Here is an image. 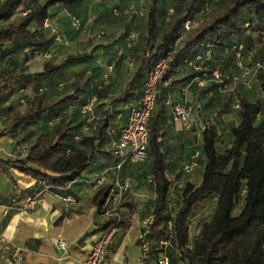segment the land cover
<instances>
[{"label":"trees","instance_id":"1","mask_svg":"<svg viewBox=\"0 0 264 264\" xmlns=\"http://www.w3.org/2000/svg\"><path fill=\"white\" fill-rule=\"evenodd\" d=\"M86 1L101 2L110 7L112 14L123 17L131 12L116 15L114 9L122 11L126 6L139 0H0V24L11 21V24L0 27V61L4 59L7 61L10 52H18L20 49L22 58L28 61L33 60L32 55L27 53L29 49L49 52L51 57L50 46L57 44L54 43L52 36L47 38V29L44 27L49 9L58 5L73 11L72 7ZM159 1L149 0L144 55L137 70L126 77L120 94L111 97L105 104L107 106L102 125L95 132L79 135L78 126L61 124L54 128V140L41 133L28 147L22 144L26 140L17 141L18 155L0 163L1 170L12 182L16 184L12 170H17L43 182L45 186L63 188L78 179L89 168L92 155L96 152L95 143L98 140H105L103 138L106 137L110 118L113 116V105L129 103V112L130 106L142 92L143 80L150 64L163 55L180 35L184 20L191 18L206 2L189 0L184 13L176 17L166 31L160 33ZM105 2L112 4L109 6ZM100 32L102 34L98 36ZM128 33L127 31L123 34L124 40ZM253 34H257L258 37L264 35V0H219L213 3L207 18L185 34L180 47L173 55L170 77L167 76L165 79L168 78L167 81L176 84L192 78L191 72L189 77L171 80L174 69L178 66L176 63L185 64V58H191L194 54L203 53L207 49L211 51V57L208 59L204 57L202 62L204 71L210 72L218 67L223 73L221 65L214 63V49H220L228 59L230 57L225 51L231 49L235 56L239 45H241L239 51L248 49L247 46L251 47L254 42ZM103 35L104 32L101 30L94 33L95 38H101ZM148 49L151 50V54L146 57ZM116 54L110 61L100 65L97 71H89L86 80L92 81L93 78L96 80L92 82L87 95H83L81 85L72 93H67L54 101L42 103L41 100L35 99L25 110L8 107L7 111L11 118L0 128V138L14 136L21 128L38 125L71 103L77 104L76 112L83 117L79 112V106L91 94H95L98 99L106 85L100 89L97 87L102 68L114 61L115 70L117 63L124 56L122 51L115 60ZM90 55L89 51L69 54L56 63H51L50 57L44 58L42 70L35 72H14L20 61H15L16 65L13 66L7 65V70L5 67L0 69V112L4 110L2 103L5 97H15L18 92L23 95L27 93L41 95L46 87L51 86L55 90L56 86H65L66 81L60 79L62 69L85 62ZM207 63L214 67L211 70L207 69L204 66ZM161 82L164 80L160 81V85ZM214 85L219 89L216 83L206 86L212 88ZM261 86L264 91V83ZM137 87L139 91L134 95ZM162 88H164L161 89L162 92L167 90V86ZM158 95L155 110L148 123L147 157L151 158L149 172L155 194L149 224V238L152 240L149 258L153 257L156 262L160 253L157 241L168 236L167 223L172 221L174 236L167 249L170 264H264V125L257 126L254 122L256 116L263 110V99L249 100L238 92V123L230 129L231 144L221 151L216 146L218 133L215 126L209 124L202 131L199 155L203 156L204 165L201 178L196 184L187 182L184 185L175 205L177 208L171 209L174 211L172 213L168 203L171 181L167 176V170L170 161L160 140L163 135L161 123L166 114V107L169 113L168 100L181 101L183 96L173 100L169 93L164 96L160 94L162 99L158 98ZM123 125L112 137H117ZM108 189L109 185L102 186L93 197L100 214ZM213 196L215 206L210 220L192 232L190 218L194 207ZM239 201L240 210L234 215V208ZM124 204L125 201L122 206Z\"/></svg>","mask_w":264,"mask_h":264},{"label":"crops","instance_id":"2","mask_svg":"<svg viewBox=\"0 0 264 264\" xmlns=\"http://www.w3.org/2000/svg\"><path fill=\"white\" fill-rule=\"evenodd\" d=\"M89 3L93 4L94 2H83L72 7V10L87 15L91 13L95 20L104 22L106 17L102 13L94 15ZM51 9L55 10L51 11ZM147 9L148 6L138 15L128 13L123 16L125 19L122 22L114 25L111 23L110 26L107 25L109 23L98 25V27L105 28L106 35L101 37L103 45L98 46L96 43L91 51L88 50L91 55L85 62L70 67L65 66L61 71V81L76 82L77 86H81L78 82L82 79L83 95H87L92 82L96 80V78H93L92 81L86 80L89 71H97L100 65L106 62L109 52L115 55L121 49L124 56L117 63L110 81L101 92L103 96L100 94L98 97V100H102L100 107L104 106L103 102L110 101L111 97L118 96L123 89L126 77L132 75L141 62V59L137 58L135 54H138L141 48L144 50ZM61 11L67 12V8L63 7ZM62 14L63 12H60L59 7H51L46 19L49 26H58ZM137 20L138 23H136ZM46 29L48 30V28ZM127 31L137 33V37L130 42L131 44L122 38ZM13 52L9 53L10 57L7 58V61L6 59L0 61L1 66L4 65L5 61L6 65H16L14 64L16 60ZM131 60L134 61L133 66L128 64V61ZM176 64L178 66L175 67L171 80H180L191 75L188 66L182 63ZM0 69L4 68L0 67ZM190 79L176 84L164 81L162 85L159 84L161 86L159 91L162 87L167 86L166 93H169L173 100H178L181 96L189 102L199 100L204 116L214 114L212 105L216 103L215 99L213 96L207 95V93H211V90L206 92L209 89L208 86L200 87L195 83L190 84ZM73 90L71 89L68 93H72ZM138 91L139 87L136 88L134 95ZM241 94L248 98L245 91ZM158 98L162 99V96L159 94ZM128 104L113 105V116L110 118L106 137L103 138L107 140V144L102 146L103 143H101L100 146L98 145L99 140L98 143H95L96 152L92 155L89 168L67 186L63 188L48 187L30 175L12 170L15 184L0 168V264H78L85 258L93 241L106 224V219L98 212L93 197L102 186L107 185L115 178L112 167L116 158L110 151L109 143L112 136L119 131L127 120ZM70 105L71 107L77 106L74 103ZM154 110L155 106L152 114ZM177 123L172 121L166 107V114L161 123L163 135L160 140L170 161L167 170V176L171 181L168 196L169 206H172L171 202L178 193L177 188H172V180L180 177L181 171L184 174L192 173L197 160L200 162L198 158L200 156L202 131L204 130L201 124H197L192 129H185L180 122V127L176 125ZM237 123L238 119L235 125ZM26 129V133H23ZM36 138L33 126L21 128L14 136L1 137L0 163L14 158L17 141L29 139L30 144H32ZM196 152H198V156L194 158ZM193 161H195L193 170L184 172L183 166L191 164ZM150 164L151 158L148 159V157L141 162H128L123 165L119 173L122 179L130 182L131 194L122 207V221L108 246L103 264H156L153 257L142 260L140 250V241L143 237V220L151 216L154 206L155 194L149 172ZM102 172H106L107 180L102 186L95 187L91 180ZM32 193H38L37 204L33 209H24L25 198ZM171 209L170 207V211L173 213L174 211ZM56 237H62L65 240L67 245L65 251L55 246L54 239ZM7 247L20 249L22 259L19 263L9 257Z\"/></svg>","mask_w":264,"mask_h":264},{"label":"rangeland","instance_id":"3","mask_svg":"<svg viewBox=\"0 0 264 264\" xmlns=\"http://www.w3.org/2000/svg\"><path fill=\"white\" fill-rule=\"evenodd\" d=\"M45 1V0H41ZM189 0H160V33L164 32L168 29L169 25L174 21V19L184 13L185 6ZM135 2V1H134ZM135 2L134 4H137ZM144 6L143 11L145 8H147L149 4V0H144ZM91 4V8L94 11V15L97 13H102L106 20L104 22L95 20L91 13L90 15H87L85 13H76L74 11H71L67 9L66 11H61L62 6L56 5L55 7H59L60 12H63V16L60 19L61 22L58 26H49L47 30V38L49 39L51 36V29L59 31L64 39L67 41V43L64 44H58V45H51V57L49 61L51 63H56L60 59L64 58L65 56L69 54H76V53H82L87 52L88 50L91 51L92 47H95L94 45L98 43V46L103 45V42L101 38H95L94 33L95 31H103L104 36L105 28L98 27V25H102L104 23L110 26V23L112 25L117 24L118 22H122L125 18L120 16H115L111 13L110 7H106L105 4L101 2H94L89 3ZM112 3H108L110 6ZM55 10V9H51ZM142 11V12H143ZM92 16V17H91ZM78 18L81 23L82 27L78 30H75L72 25L73 18ZM127 18V17H126ZM139 18V17H138ZM138 23V20L136 21ZM11 24V21H5L0 24V27L6 26ZM139 25V24H137ZM107 26V27H108ZM109 29V27H108ZM254 36V42L251 44V47H248V49L244 48L243 50L239 51V59H237V54H235L233 51L227 50L225 51L230 58H226L223 52L220 51V49H214V63L216 65L220 64L222 67V71L225 75V87L222 88V90H219L215 85L210 87L206 90L208 92L211 90V93H207V95H211L215 99V104L212 105V109L214 110V114H210L209 116H204L208 121L209 124H212L215 126L217 133H218V139H217V149L221 151L225 147L229 146L231 144L232 135L230 133V129L235 126V123L238 119V108H235V104L238 102V92L243 93L245 91L248 95V98L250 100H256L258 98L263 99L264 101V91L262 90V83H264V35L259 36L257 34H253ZM131 44V43H129ZM144 50L143 48L140 49V52L138 54H135L137 58H142ZM15 55V59L17 62L20 61L18 66L15 67L14 72H35L42 70L44 59L42 60H31L28 61L27 59H23V55L21 53V49L18 50V52H13ZM114 57V54L112 52H109L108 56L106 57V62L110 61ZM47 59V58H45ZM237 60H240L242 63V69L239 68ZM43 61V62H42ZM81 64V63H80ZM204 66L211 70L213 67L211 66V63H207ZM0 67L5 69L8 67L6 63ZM201 67L203 68V63L201 64ZM7 70V69H6ZM244 72L243 77L241 78L240 72ZM247 73V74H246ZM240 77V78H239ZM60 80V79H58ZM79 85H82V79L79 80ZM206 85L212 84L213 82L209 81V76L205 77ZM56 82V81H55ZM56 85V84H55ZM162 85V82H161ZM55 88V86H54ZM77 88L76 82H70L66 81V85L63 87H57L54 90L53 87L49 86L46 87V90L41 95H33L31 93L22 94L20 92L16 93L15 97H5L2 103V106L4 107V110L0 112V128L4 126L8 120L11 118L10 113L7 111L8 107H12L17 110H25L33 100L39 99L42 101V103H47L50 101H54L58 99L59 97L67 94L71 89ZM161 88V87H160ZM164 88H162L163 90ZM159 93L164 96L165 92H162L161 89ZM103 96V94H101ZM99 97V96H98ZM99 99V98H98ZM96 99L94 107V119L91 122H87L86 117H81L76 112V105H73L71 107L70 104L67 105L65 109L62 111H59L57 114H52L49 116V118L44 120L43 122H40L38 125H34V131L36 136H39L41 133L46 134L50 139H55L54 134V128L56 126H59L61 124H67L68 126H78V134L79 135H85L89 134L91 132H95L97 129H92L91 125H95L96 128H99L102 125L103 118L105 116L106 111L103 110L105 108V104L107 102H103V107H100L102 104V100ZM213 99V100H214ZM163 101V100H162ZM255 124L257 126L264 125V107L262 112L256 116L255 118ZM178 127H180V123L178 122L176 124ZM27 129L23 131V133H26ZM107 133V130H106ZM30 140L26 142H22V144L26 147L30 145ZM98 143V142H97ZM102 144V146H105L107 144V140H100L99 145ZM101 146V145H100ZM18 150H15L14 156L18 155ZM106 153V152H104ZM150 157H148L149 159ZM200 162L197 160V164L195 166V169L192 173L184 174L181 171L180 177L174 178L172 180V188H177L178 193L172 200V206H170L172 209L176 206L178 203V199L180 197V190L184 188V185L187 182L191 183H198L202 171H203V163L204 158L200 154L199 158ZM182 170V168H181ZM215 206V197H211L201 203H198L194 207L193 214L190 218L191 223V231H197V229L203 224L210 220L213 210ZM241 207V201L237 203V205L234 208V215L237 214Z\"/></svg>","mask_w":264,"mask_h":264},{"label":"built area","instance_id":"4","mask_svg":"<svg viewBox=\"0 0 264 264\" xmlns=\"http://www.w3.org/2000/svg\"><path fill=\"white\" fill-rule=\"evenodd\" d=\"M219 0H206L203 7L200 8L191 18L184 20L182 24V31L180 35L171 43L168 49L161 55L155 62L150 64L142 84V92L139 98L130 106L127 120L123 127L121 128L117 137H112L110 139L109 147L113 156L116 158L115 164L112 169L115 172V178L109 185L108 193L104 201V208L101 213L102 217L106 219L105 226L99 232L97 238L93 241L91 248L84 259H82L78 264H103L106 256L108 246L116 234L120 222L122 221V204L126 201L127 197L131 194V184L128 180L122 179L119 173L126 163H136L141 162L147 157V149L149 143V119L151 117L152 111L155 106L158 85L163 79L168 80L171 74L172 65L171 61L173 55L178 47H180L185 34L193 27L202 23L208 16L211 5ZM144 0H139L137 4H130L126 6L122 11L114 9L116 15L123 13H135L140 14L143 11ZM72 25L75 30L82 27V23L78 18H73ZM44 27L48 28L49 24L47 21L44 23ZM102 33L100 32L98 36ZM51 36L55 44H64L67 41L64 39L63 35L56 30L51 29ZM137 37L135 31H131L126 35V42L129 44L132 40ZM241 45L238 46L237 59H239V49ZM27 53L32 55L33 60H41L50 57L49 52L41 51L39 49L27 50ZM122 54L119 50L116 54L115 60L118 56ZM151 50H146L145 56L149 57ZM211 57V51L207 49L206 51L198 52L194 54L191 58H185L184 63L190 68L193 76L191 78L190 84H197L198 86H204L206 84L205 77L209 76V81L218 84L219 90L225 87V75L217 67L210 72H205L204 68L201 67L203 60ZM239 68L242 69V63L237 60ZM115 62H110L102 68L101 79L98 89L102 88L103 85L107 84L110 79V75L114 69ZM130 66H133L134 61H128ZM241 78L244 72H240ZM247 74V73H246ZM165 79V77H167ZM240 78V77H239ZM61 85V84H59ZM96 102L95 94L87 96L84 102L79 106V112L83 117H86L87 122H91L94 119V105ZM169 115L174 122H180L185 129H192L197 124L203 125L205 129L209 125V121L204 117L202 112V105L199 100H194L189 102L183 97L181 101H171L168 100ZM235 108H239L238 102L235 104ZM92 129H97L93 124ZM198 156V152L195 153V157ZM195 166V161L191 164L183 166L184 172H191ZM107 180L106 172L100 173L98 176L92 178L91 182L95 187L102 186ZM43 183V182H42ZM38 193L28 195L25 198L23 204L24 209H33L37 204ZM152 217H147L143 220V237L140 241V250L142 255V260L148 259L150 256L152 240L149 238L150 228L149 224ZM168 236L160 238L157 241V249L160 253L157 256V264H170L169 257L167 254V249L173 238V223L169 221L167 223ZM54 244L61 250H66V242L62 237H56L54 239ZM7 254L16 262H20L22 259L20 249L7 247ZM179 264V263H177Z\"/></svg>","mask_w":264,"mask_h":264}]
</instances>
